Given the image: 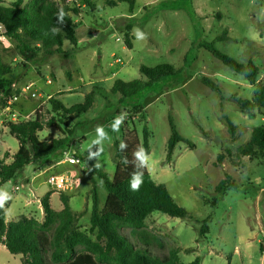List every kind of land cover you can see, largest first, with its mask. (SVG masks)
I'll list each match as a JSON object with an SVG mask.
<instances>
[{
  "label": "rangeland",
  "instance_id": "obj_1",
  "mask_svg": "<svg viewBox=\"0 0 264 264\" xmlns=\"http://www.w3.org/2000/svg\"><path fill=\"white\" fill-rule=\"evenodd\" d=\"M14 1L0 0V6ZM29 1L23 0L22 5ZM52 1L58 7L79 6L75 0ZM94 4V11L84 7L78 14L69 13L80 40L75 46L65 41L63 54L38 53L27 60L17 53L12 41H0L1 59L12 66L16 83H33L39 94L35 99H20L12 109L20 116L29 114V119L37 115L44 123L50 116V97L70 107L92 92V108L67 121L70 127L75 126L68 149L88 158L110 177L122 134L131 133L141 140L145 124L150 149L146 168L152 180L164 184L175 203L191 215L175 218L151 213L145 225L163 242L162 249H151L152 254L161 257L176 250L184 264L195 257L199 264H264V157L237 152L254 127L264 126V113L255 111L254 118H248L239 110L236 99H250L254 86L198 45L213 43L239 63L252 61L258 67V81L264 83V0H136L132 12L124 2L111 7L104 0H94ZM136 29L146 38L138 39ZM126 31L130 48L124 43ZM163 63L180 73L130 98L111 93L115 80H145L140 65ZM202 77L215 82L219 90L202 84ZM137 104L141 108L134 109ZM3 113L0 126L12 119L10 112ZM120 116H124L123 122L114 130ZM169 116L192 146L179 142L166 160ZM226 119L234 127L233 135ZM61 136L55 128H44L38 134L42 140ZM5 140L7 145H0L2 157L17 148L12 136L7 134ZM55 162L27 166L23 174L18 172L0 186V192L15 196L17 205L24 203L23 210H15L12 204L6 211L8 218L17 211L38 222L44 220L42 196L31 193L26 185L30 181L44 184L45 177L57 170ZM226 176L236 188L217 193L216 185ZM92 178L94 184L86 171L66 194L71 212L77 216L76 228L90 238L91 189L94 186L97 191L100 208L107 195L102 181ZM46 189L47 185H42L39 193ZM49 201L55 211L62 208L56 195ZM203 221L207 230L201 236ZM0 264H21L20 256L0 245Z\"/></svg>",
  "mask_w": 264,
  "mask_h": 264
},
{
  "label": "trees",
  "instance_id": "obj_2",
  "mask_svg": "<svg viewBox=\"0 0 264 264\" xmlns=\"http://www.w3.org/2000/svg\"><path fill=\"white\" fill-rule=\"evenodd\" d=\"M78 7H58L52 0H30L22 5L23 0H15L9 6H0V25L8 40L14 43L17 53L27 60L42 53L44 55L63 54V44L67 41L75 46L78 42L76 24L70 12L78 14L87 7L94 11V0H75ZM107 6H116L124 2L128 11L132 12L136 0H104ZM63 11V19L60 12ZM53 29H57L55 33ZM126 31L124 43L130 48ZM210 54L222 62L227 68L242 76L254 86L250 99H236L239 110L248 118H254L255 111L264 113V83L257 79L258 67L248 61L246 64L237 62L234 58L221 53L213 43H199ZM139 72L146 79L129 81L115 80L111 93H119L121 99L135 96L143 88L165 77L176 76L180 69L163 63L153 67L140 65ZM16 82L13 68L1 59L0 49V93H8L10 85ZM202 84L212 91L219 88L211 79L202 77ZM50 116L43 123L36 115L28 121L8 122L5 126L8 133L17 142V150L9 163H5L8 153L0 158V186L15 178L18 172L27 166H39L50 161H57L62 151L68 149L74 128L67 121L74 114L85 113L93 106V93H88L82 103L64 107L60 101L50 97ZM134 109L141 105H134ZM229 134L233 135L234 127L229 119L225 120ZM169 136L166 141V160H170L175 146L185 140L176 130L171 116L168 117ZM44 128H55L62 135L59 138L39 139L38 134ZM149 132L144 124L141 130V140L137 135L123 133L117 143L114 157L115 169L110 177L100 167L82 158L87 167L88 177L94 184L93 176L103 183L107 195L103 206L99 207L97 191L91 189V210L89 215V234L76 228L77 216L71 212L68 197L59 194L62 204L60 211L52 209L49 203V192L40 199L44 220L19 215L15 221H6L5 209L9 200L0 208V245L10 254L19 255L21 264H184L178 260L177 251L172 250L167 255H153L152 248H163L161 238L149 231L145 220L153 212H159L170 217L184 218L191 215L177 205L166 186L152 180L143 161L136 153L143 147L149 154ZM121 142L127 147L121 149ZM242 156L264 157V126L254 127L249 140L237 147ZM142 183L137 190L131 189V184L137 174H142ZM221 180L215 187L217 193L236 188L235 183ZM127 230L125 234L124 231ZM205 221L199 230L200 235L206 233ZM49 232H51L49 234ZM185 264H199L195 257Z\"/></svg>",
  "mask_w": 264,
  "mask_h": 264
},
{
  "label": "built area",
  "instance_id": "obj_3",
  "mask_svg": "<svg viewBox=\"0 0 264 264\" xmlns=\"http://www.w3.org/2000/svg\"><path fill=\"white\" fill-rule=\"evenodd\" d=\"M7 40L4 34V28L0 25V41ZM39 96L34 88L33 83L17 84L16 82L10 85L8 93H0V99L4 103L3 111L10 112L11 122L28 121L29 114L20 116V114L12 109V106L20 99H35ZM22 118V119H19ZM57 170L48 174L44 179V184L47 185L49 191L57 194L70 193L77 181L84 176L87 167L80 156H77L74 151L65 149L61 156L55 162ZM18 189V187H14Z\"/></svg>",
  "mask_w": 264,
  "mask_h": 264
},
{
  "label": "crops",
  "instance_id": "obj_4",
  "mask_svg": "<svg viewBox=\"0 0 264 264\" xmlns=\"http://www.w3.org/2000/svg\"><path fill=\"white\" fill-rule=\"evenodd\" d=\"M77 38H78V40H80V34L78 35L77 34ZM2 102V101H1ZM1 105H4V103L2 102V104ZM1 105H0V108H1ZM3 107V106H2ZM24 107H21V110L23 109ZM20 110V111H21ZM3 115H4V113H3V110H1V112H0V120H1V118L3 117ZM0 124H1V121H0ZM1 128H0V145H1V143L2 142H4V144L5 145H7V143H8V141L7 140H5V137H6V135L7 134H9L8 133V129H7V127L6 126H0ZM7 141V142H6ZM17 147H18V145H17ZM6 146H5V149H4V152H5V150H6ZM17 150V148L15 149V150H13V151H10V153H8V157L5 159V163H9L10 161H11V157H12V155L14 154V152ZM3 152V153H4ZM0 158H2V156H0ZM26 170V168H24L23 170H21L19 173H21V174H23V172ZM42 185H44L43 183L42 184H39V185H35L34 184V182H32V181H30L27 185H26V187L28 188V190L31 192V193H33L34 194V192L37 194V196H44L45 194H47L48 192H47V189L44 191V192H40L39 193V191H40V189H41V187H42ZM53 195H56L57 196V198L59 197V194H57V193H50L49 194V200L51 199V197L53 196ZM60 200V199H59ZM21 203V202H20ZM49 203H50V201H49ZM13 204V206L15 207V210H19V209H21V210H23L25 207H24V205H22V204H24V203H22V204H19V202H18V204L19 205H17V201H16V199H15V196L13 195V197H11L10 199H9V205H8V207L5 209V218H6V221L7 222H9L8 220H10V221H15L16 220V216H19V212H17L16 211V213H12V216L10 217V218H8L7 217V215H6V211H7V209L11 206ZM18 206V207H17ZM41 206V205H40ZM14 210V211H15ZM61 210V209H60ZM59 210V211H60ZM13 211V212H14Z\"/></svg>",
  "mask_w": 264,
  "mask_h": 264
},
{
  "label": "clouds",
  "instance_id": "obj_5",
  "mask_svg": "<svg viewBox=\"0 0 264 264\" xmlns=\"http://www.w3.org/2000/svg\"><path fill=\"white\" fill-rule=\"evenodd\" d=\"M60 18L61 20L63 19V11L60 12ZM56 31H58L57 29H53V32L55 33ZM136 35H137V38L138 39H144L146 38V34H144L143 32H141L139 29H136ZM123 119H124V116H120L117 118V120L115 121L114 125H113V129L114 130H118V126L119 124H121L123 122ZM98 132H100L101 134L102 133V130L100 129H97ZM121 149L127 147L126 144H124L123 142H121ZM136 155L143 161L144 163V167H148V161H149V156H148V153L147 151L141 147L140 150L136 153ZM142 176H143V173L142 174H137L133 181H132V184H131V189L132 190H137L139 188V186L141 185L142 183ZM11 197L8 196L7 194L5 193H2L0 192V208H3L4 207V204L7 200H9Z\"/></svg>",
  "mask_w": 264,
  "mask_h": 264
}]
</instances>
